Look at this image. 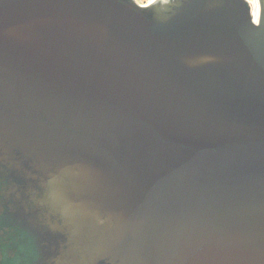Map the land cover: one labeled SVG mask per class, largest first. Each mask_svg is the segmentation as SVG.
<instances>
[{
	"label": "water",
	"instance_id": "water-1",
	"mask_svg": "<svg viewBox=\"0 0 264 264\" xmlns=\"http://www.w3.org/2000/svg\"><path fill=\"white\" fill-rule=\"evenodd\" d=\"M258 8L0 0V225L29 232L17 264H264Z\"/></svg>",
	"mask_w": 264,
	"mask_h": 264
},
{
	"label": "flooded vegetation",
	"instance_id": "flooded-vegetation-1",
	"mask_svg": "<svg viewBox=\"0 0 264 264\" xmlns=\"http://www.w3.org/2000/svg\"><path fill=\"white\" fill-rule=\"evenodd\" d=\"M2 218H3V214L0 215V220H3ZM14 219H15V224L13 225L19 227L20 225L17 220L18 218L17 219L14 218ZM4 224L0 225V251L5 258H8V260H10L14 264H17L16 261L19 259L20 255L22 254L20 246L17 245V243H15L18 242L17 239H15L17 236V231L15 229V226L9 225V223H6V225Z\"/></svg>",
	"mask_w": 264,
	"mask_h": 264
},
{
	"label": "bare ground",
	"instance_id": "bare-ground-1",
	"mask_svg": "<svg viewBox=\"0 0 264 264\" xmlns=\"http://www.w3.org/2000/svg\"><path fill=\"white\" fill-rule=\"evenodd\" d=\"M252 2V6H253V8H254V6H255V9H257V1L256 0H253V1H251Z\"/></svg>",
	"mask_w": 264,
	"mask_h": 264
},
{
	"label": "rangeland",
	"instance_id": "rangeland-1",
	"mask_svg": "<svg viewBox=\"0 0 264 264\" xmlns=\"http://www.w3.org/2000/svg\"><path fill=\"white\" fill-rule=\"evenodd\" d=\"M253 1V0H252ZM254 8H255V6H254Z\"/></svg>",
	"mask_w": 264,
	"mask_h": 264
}]
</instances>
